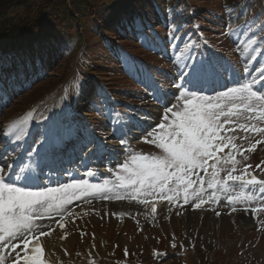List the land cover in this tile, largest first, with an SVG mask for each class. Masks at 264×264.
<instances>
[{
	"label": "rangeland",
	"instance_id": "obj_1",
	"mask_svg": "<svg viewBox=\"0 0 264 264\" xmlns=\"http://www.w3.org/2000/svg\"><path fill=\"white\" fill-rule=\"evenodd\" d=\"M226 1L229 0H110L105 5H99L96 9L97 30L85 29L84 35L89 46L79 55L81 66L88 69L91 76H82V71L77 70L80 71L77 73L80 77L73 80V74L70 73L75 66L77 53L74 49L78 39L69 41L59 32L47 35L56 45L44 43L45 46L42 45V49L36 51L42 53L37 59L43 60V64L42 67L38 66L41 70L37 75L28 74L27 82H24L25 78L17 80L16 74H11V71L9 73L5 66L0 67V79L7 85L0 89V154L5 157L6 163L17 157V152L6 149L8 142L2 140L8 135L7 125L22 122L18 120V115L22 112L19 110L25 107L24 103L44 93L41 104L37 103L26 109L30 115L28 123L34 129L32 137H57L61 130H65L64 132H71L77 138L74 144L82 139L87 140L75 145V150L80 146L74 155L77 156L92 143L93 147L96 146L101 151V158L107 159L98 165L86 167L93 171V176H85L79 163H76L70 167L80 173L79 176L70 179L68 174L60 172L50 180H45L40 188H56L78 180L99 185H104L107 181L104 190L112 188L118 183L116 173L119 164L133 154L157 152L154 145L146 143L142 137L160 123L165 107L178 103L179 92L173 85L180 84L177 74L181 70L177 65L184 63L176 55L178 52L183 50L185 56L190 52L192 58L200 55L198 63L205 65L209 55H212V60L222 54L230 58L236 55L234 63L225 59L218 61L219 71L204 79L198 89L206 95L214 96L229 87H238L253 77L257 78L264 71V68L261 70L264 67V57H256L261 50L264 53L263 46L252 47L257 43L254 44L253 40L258 37L254 31H260L259 28L264 24L263 7L258 0H239L230 6L224 5ZM195 10L197 26L191 20L192 26L184 25L182 30L176 31L181 24V17L182 23L186 24L190 17L187 18L185 13ZM179 12L182 15L176 18ZM48 14L49 11L46 10L41 17L45 27L49 25ZM145 17L149 20L146 25L141 21ZM136 22L147 32L143 33ZM173 32L175 37L171 35ZM167 39L174 40L175 48L166 42ZM118 41H123L122 48L127 46V49L132 50L130 53L140 61L156 63V66L150 72L144 65L143 68L132 69L130 57L118 52ZM41 42H48L46 35ZM60 49L64 52L63 57L56 55L60 53ZM26 50L25 59L30 61L31 56H36V53L29 48ZM21 60L22 57H14L7 64L8 68L10 63H19ZM135 63L141 64L136 59ZM38 74L41 76L37 78ZM84 79L88 82L87 85L82 83ZM13 83L20 85L13 87ZM101 83L108 88L103 93L98 87ZM68 86L70 89L74 88L72 94ZM21 88L23 89L17 92ZM78 89L82 91L79 95L75 92ZM110 97L115 100H109ZM6 114L8 121L4 120L7 118L4 117ZM123 119L127 121L128 128ZM119 120H123L121 126H114V122ZM239 122L246 121L241 119ZM35 133L37 134L34 135ZM232 134L236 137L234 142L244 152L243 156L236 154L239 161L237 168L243 169L245 165H250V168L259 173L263 172L264 136L245 134L239 130ZM122 140L126 142V146H122ZM256 140H261L262 143L257 144L255 150L249 151L250 145ZM85 150L88 151V148ZM77 159L78 157L72 162ZM258 164L260 168L256 167ZM225 174L221 171L222 176ZM96 177L99 182L95 181ZM205 189L203 196L209 199L212 190L207 189V185ZM241 191L239 188H230L228 193L217 192L219 200L209 199V204L201 211L192 207L194 199H190L189 203L182 201L167 204L157 216L142 210L140 205L123 208L104 206L100 199L102 196L92 192L86 199L74 200L67 206L68 209H73L89 199L98 204L89 207L87 212L81 211L80 216L70 222V229L73 231L71 243L69 240V247L63 255L58 247L53 249L59 262L52 260V263L64 264L66 261V264H95L101 261L105 264H182L183 251L187 250L188 264H264V211H260L264 200L257 197L250 203L228 202V194L236 196ZM123 193L121 191V195ZM119 204L120 201L111 202V206ZM252 208L257 209L256 215L252 214ZM78 214L76 211L72 217ZM47 223L52 228L53 222ZM47 228L49 229L44 227L43 230ZM86 235V238L90 237V243L96 242L98 246V252L90 260L86 258L88 261L84 260L85 248L90 245L89 242L83 243ZM107 241L108 246L102 249V244L105 245ZM172 241L177 242V248L171 246ZM157 248L167 249L166 255L155 259L152 253Z\"/></svg>",
	"mask_w": 264,
	"mask_h": 264
},
{
	"label": "snow or ice",
	"instance_id": "obj_2",
	"mask_svg": "<svg viewBox=\"0 0 264 264\" xmlns=\"http://www.w3.org/2000/svg\"><path fill=\"white\" fill-rule=\"evenodd\" d=\"M171 35L175 37V32ZM176 55H183V50ZM180 69L179 79L188 85L200 83L219 71L210 65L198 63L190 52ZM173 86L179 92L178 103L165 107L160 123L142 137L146 143L154 145L157 152L133 154L119 164L116 173L118 183L112 188L125 192L133 200L142 197L140 202L145 204L150 202L149 198L172 204L181 197L184 203L194 199L198 201L192 204L194 208H200L205 202V185L212 190L210 200H219L217 192L228 193L230 188L244 189L248 186L259 188L260 196L264 197V179L251 174L250 165L237 168L239 161L236 154L243 156L244 152L234 142L236 137L232 134L239 130L245 134L264 136V126H258L264 124V71L259 73L258 80L253 77L238 87H229L214 96L202 94L199 89L192 91L185 83ZM241 119L246 122L240 123ZM260 143L261 140H256L249 151L255 150ZM121 144L126 146L123 140ZM225 149L229 151L221 155ZM34 152L38 153V149H32L28 153L29 158ZM4 161L5 157L0 154V264H46L40 238L49 234L42 230L44 227H49L51 231L47 222H54L63 229L62 217L71 215L67 206L74 200L86 199L92 192H103L107 181L99 185L78 180L56 188H34L24 183L36 179L30 171H26L30 165L25 164L17 172L13 160L6 165L5 171ZM228 165L231 167H226ZM256 167L260 168V165ZM201 171L205 173L204 176L200 175ZM221 171L226 174L222 176ZM86 174L94 175L91 170ZM103 198L125 197L105 194ZM256 198L243 191L236 196L227 195L229 203H250ZM151 207L155 212L154 202ZM260 211H264V205ZM251 212L256 215L257 209L252 208ZM57 216L61 219H55Z\"/></svg>",
	"mask_w": 264,
	"mask_h": 264
},
{
	"label": "trees",
	"instance_id": "obj_3",
	"mask_svg": "<svg viewBox=\"0 0 264 264\" xmlns=\"http://www.w3.org/2000/svg\"><path fill=\"white\" fill-rule=\"evenodd\" d=\"M109 1L0 0V63L9 59L8 52L16 47L22 48V46L27 45L36 50L47 43L56 45L51 37L48 38V42H42L41 47L36 43L44 35L56 34L57 32L69 41L77 38L74 51H78L81 45L83 47L81 51H83L89 46L84 35L85 29L97 30L96 9L99 5H105ZM46 10L49 11V25L45 27L41 22V17ZM59 52L57 53L63 57L64 52L61 49Z\"/></svg>",
	"mask_w": 264,
	"mask_h": 264
},
{
	"label": "bare ground",
	"instance_id": "obj_4",
	"mask_svg": "<svg viewBox=\"0 0 264 264\" xmlns=\"http://www.w3.org/2000/svg\"><path fill=\"white\" fill-rule=\"evenodd\" d=\"M17 135V137H15V139L14 140H18L19 139V136H20V134L19 133H17L16 134ZM109 150V149H108ZM89 155H91V156H94L95 154L94 153H92V152H90V153H88ZM82 164H84V165H88V163H85L84 161L82 162ZM128 201H130L129 199H127ZM117 202H119V201H117ZM128 203H131V202H128ZM133 205H135V204H133ZM43 230V229H42ZM46 230V229H45ZM43 238V240H44V247L46 248V251H47V258L48 259H50V260H54V261H58L59 262V259H58V257H57V255H56V251L54 252V250H55V248L56 247H58V249H60V250H62L61 251V254L62 253H66V251H67V248L69 247V238L66 240V242L65 243H60V242H57L56 240H54L53 238H52V235H51V233H49L47 236H45V237H42ZM60 246H61V248H60ZM62 248H64V249H62ZM54 249V250H53ZM57 249V248H56ZM63 255V254H62ZM61 259V258H60ZM61 261V260H60ZM62 262V261H61ZM55 263V262H54ZM53 263V264H54ZM55 264H61V263H55Z\"/></svg>",
	"mask_w": 264,
	"mask_h": 264
}]
</instances>
